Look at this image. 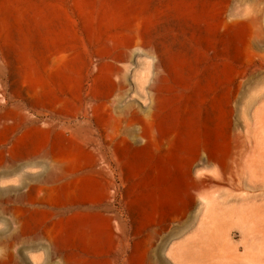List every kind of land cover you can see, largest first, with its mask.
Returning a JSON list of instances; mask_svg holds the SVG:
<instances>
[{"label":"rangeland","instance_id":"1","mask_svg":"<svg viewBox=\"0 0 264 264\" xmlns=\"http://www.w3.org/2000/svg\"><path fill=\"white\" fill-rule=\"evenodd\" d=\"M259 92L264 0H0V264H264Z\"/></svg>","mask_w":264,"mask_h":264},{"label":"bare ground","instance_id":"2","mask_svg":"<svg viewBox=\"0 0 264 264\" xmlns=\"http://www.w3.org/2000/svg\"><path fill=\"white\" fill-rule=\"evenodd\" d=\"M251 24L256 27L257 29H259L260 31L262 30L261 27V23H260V19L259 17H255L254 19H252ZM245 75H248V83H253L254 79L256 78V75L254 72L249 73L248 71H244ZM264 100V94L263 92L260 94H256L254 96H252V98L247 102L246 107L244 109V113H248L251 109V107H253V105L255 103H262ZM255 106V105H254ZM264 106V105H262ZM263 108V107H262ZM244 115V114H243ZM262 115V114H261ZM258 127V131H259V137H255L254 135H247V137H249L250 139H263V133H264V115L260 116V114L257 116H254L253 118V123L248 125V130H250L252 127ZM248 138V139H249ZM230 156V153L228 154Z\"/></svg>","mask_w":264,"mask_h":264},{"label":"crops","instance_id":"3","mask_svg":"<svg viewBox=\"0 0 264 264\" xmlns=\"http://www.w3.org/2000/svg\"><path fill=\"white\" fill-rule=\"evenodd\" d=\"M165 225L168 224V221L164 223Z\"/></svg>","mask_w":264,"mask_h":264}]
</instances>
